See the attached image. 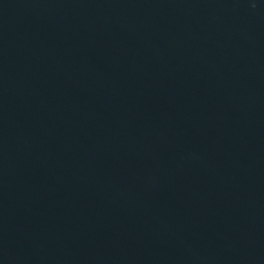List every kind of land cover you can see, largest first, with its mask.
<instances>
[{
  "label": "water",
  "instance_id": "1",
  "mask_svg": "<svg viewBox=\"0 0 264 264\" xmlns=\"http://www.w3.org/2000/svg\"><path fill=\"white\" fill-rule=\"evenodd\" d=\"M0 264H264V0H0Z\"/></svg>",
  "mask_w": 264,
  "mask_h": 264
}]
</instances>
